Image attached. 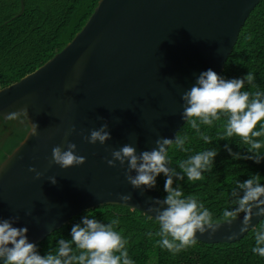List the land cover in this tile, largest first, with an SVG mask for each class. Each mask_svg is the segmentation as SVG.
<instances>
[{"label":"water","instance_id":"1","mask_svg":"<svg viewBox=\"0 0 264 264\" xmlns=\"http://www.w3.org/2000/svg\"><path fill=\"white\" fill-rule=\"evenodd\" d=\"M259 1L98 0L60 51L0 88V117L27 109L29 122L38 125L32 136L26 121L24 138L0 163V218L18 217L16 226L27 227L29 240L37 243L74 215L102 204L145 214L153 199L163 196L156 189L134 190L118 162L106 164L110 151L132 144L139 153L175 135L184 123L181 95L200 72L221 73ZM20 4L23 10V0ZM102 123L111 139L88 144L83 137ZM72 126L76 131L66 136ZM67 141L85 162L60 169L51 163V150ZM118 194H130L131 200L122 202ZM259 219L253 217L249 227ZM239 228L237 218L211 238L198 233L196 238L234 242L247 233Z\"/></svg>","mask_w":264,"mask_h":264},{"label":"clouds","instance_id":"2","mask_svg":"<svg viewBox=\"0 0 264 264\" xmlns=\"http://www.w3.org/2000/svg\"><path fill=\"white\" fill-rule=\"evenodd\" d=\"M180 100L186 128H190L195 139L208 147H201L198 151L186 148L188 134L181 129L172 138L157 139L151 150L137 153L132 144H124L111 150V158L106 159L109 167H115L118 162L124 169L125 180L134 190L155 189L157 177H163L165 195L162 199L154 198L145 212L146 219L155 229L144 235L149 239L158 237L156 246L173 256L193 247L197 233L211 238L222 224L231 225L237 218H240L239 232L246 233L252 228L249 225L253 217L264 220V177L259 173H248L244 180H232L219 219L200 197L185 194L180 183L194 184L205 180L204 174L211 172L220 151V147L212 145L219 141H225L223 150L233 161L250 160L255 164L264 161V88L256 83L254 73L247 71L239 77L225 78L209 68L199 73ZM0 118L26 120L30 134H38V125L29 122L27 109ZM217 126L222 131L213 137L209 130ZM75 131L72 126L65 135ZM83 139L88 144L105 145L111 139L108 124L102 123L90 130ZM233 143L243 151L234 152ZM173 151L187 155L177 160ZM84 162L85 157L77 154L76 144L71 141L51 150V163L60 169L80 166ZM28 171L35 173L37 179L41 176L34 167L30 166ZM48 181L56 183L54 176L48 177ZM118 199L126 203L131 200V195L118 194ZM18 219L16 216L0 218V264H135L129 255V237L120 227L119 214L105 221L90 210L86 211L71 225L67 238L60 234L55 247L43 253L29 240L28 228L16 226ZM251 238L254 242L251 253L264 259V222L258 228H252Z\"/></svg>","mask_w":264,"mask_h":264},{"label":"trees","instance_id":"3","mask_svg":"<svg viewBox=\"0 0 264 264\" xmlns=\"http://www.w3.org/2000/svg\"><path fill=\"white\" fill-rule=\"evenodd\" d=\"M98 0H0V88L17 81L27 73L39 67L78 32L97 5ZM252 71L256 83L264 88V0H260L249 13L240 28L238 38L232 51L224 62L219 75L233 78ZM188 134L186 148L198 151L202 141L195 139V133L186 128L180 130ZM28 130L25 121H6L0 118V163L19 144ZM222 131L217 126L209 130L213 137ZM176 132V133H177ZM175 133V134H176ZM259 139V138H257ZM225 141L212 146L220 147L215 158L214 167L205 173L204 181L194 184L181 181L185 194L200 197L205 206L219 219L227 199V190L234 178L244 180L248 173H259L264 177V161L255 164L250 160H231L223 150ZM233 151H243L231 144ZM175 159L186 157V153L173 151ZM174 166V165H173ZM264 180H262L263 183ZM163 177H157L155 189L164 196ZM105 221L119 214L120 227L129 237V255L135 264H264V259L254 256L250 248L254 243L251 230L234 242L204 243L196 242L193 247L173 256L156 246L155 240L147 238L144 233L154 230L155 226L146 219V214L120 204H102L89 209ZM87 210V211H89ZM86 211L74 215L66 224L46 235L38 245L41 253L55 247V240L61 234L68 237L70 227ZM260 220L254 228H258Z\"/></svg>","mask_w":264,"mask_h":264}]
</instances>
